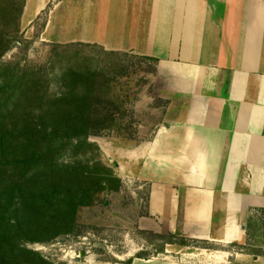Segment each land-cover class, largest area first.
Here are the masks:
<instances>
[{"label": "crops", "instance_id": "1", "mask_svg": "<svg viewBox=\"0 0 264 264\" xmlns=\"http://www.w3.org/2000/svg\"><path fill=\"white\" fill-rule=\"evenodd\" d=\"M24 2L34 21L46 13L49 41L155 60L165 105L146 168L158 181L150 182L151 209L178 229L167 234L210 244L186 246L187 254L233 264L219 247H242V218L264 209V0ZM235 252L237 264H264V252Z\"/></svg>", "mask_w": 264, "mask_h": 264}, {"label": "rangeland", "instance_id": "2", "mask_svg": "<svg viewBox=\"0 0 264 264\" xmlns=\"http://www.w3.org/2000/svg\"><path fill=\"white\" fill-rule=\"evenodd\" d=\"M14 4L0 0V47L5 48L0 50V65L30 84L34 98L26 105L38 114L40 101L48 95L73 94L85 97L78 113L92 111L98 118L90 122L87 143L80 147L75 145L80 139L74 124L68 126L67 121L57 140L42 145L56 149L58 169L42 173L50 202L57 211L66 208L72 222L70 231L54 236L34 229L26 246L42 254L35 264H208L205 255L187 254L185 247L210 244L186 239L179 231L176 243L182 252H167L163 240L171 233L166 232L178 229L151 209L150 182L158 181L146 174V168L153 165L150 144L164 109L158 106L165 105L158 96L155 61L96 44L49 41L43 32L46 13L34 21L23 10L18 19L19 5ZM11 19H18L17 26ZM0 81L7 80L0 76ZM12 101L18 103L17 98ZM65 132L71 137L63 136ZM178 212L175 217L184 221L185 213ZM254 213L242 218L248 225L243 248L233 242L218 246L230 250L233 264L238 263L235 250L264 252V213Z\"/></svg>", "mask_w": 264, "mask_h": 264}, {"label": "trees", "instance_id": "3", "mask_svg": "<svg viewBox=\"0 0 264 264\" xmlns=\"http://www.w3.org/2000/svg\"><path fill=\"white\" fill-rule=\"evenodd\" d=\"M14 3L19 5V19L25 2L14 0ZM18 19H11L15 26ZM3 48L0 47V50ZM2 69L0 76L7 81H0V264H35L42 254L26 246L34 229L54 236L56 232L70 231L72 222L66 218L69 215L64 212L66 208L57 211L50 202L48 180L44 179L42 173L51 174V171L58 169L57 159H53L56 149L48 145L42 149V145L57 140L56 137L63 131V122L67 121L68 126L71 122L74 124L75 136L80 139L75 145L80 147L87 143L90 122L94 118L96 122L98 118L92 111L78 113V103H84L85 97L73 94L48 95L43 102L40 101L39 113H32L26 105L34 98L32 89L29 92L27 88L30 84L16 77L7 65H0V71ZM9 77L13 79L8 80ZM16 98L17 104L12 101ZM8 104H11L10 109L4 110ZM81 126H85V130ZM71 135L63 133L68 138ZM261 211L264 213V209ZM167 236L164 243L177 242L176 234Z\"/></svg>", "mask_w": 264, "mask_h": 264}]
</instances>
